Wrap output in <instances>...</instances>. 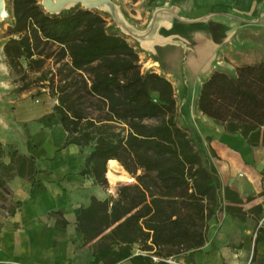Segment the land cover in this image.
<instances>
[{"label":"trees","instance_id":"obj_1","mask_svg":"<svg viewBox=\"0 0 264 264\" xmlns=\"http://www.w3.org/2000/svg\"><path fill=\"white\" fill-rule=\"evenodd\" d=\"M11 5L13 24L3 55L11 72L23 79L33 75L55 98L41 121L59 124L66 134L63 147L90 149L81 176L106 188L107 163L113 160L135 180L118 186L115 198L92 197L77 216L84 243L95 241L91 264H169L151 257L199 252L222 199L241 201L227 188L221 196L215 168L177 125L171 84L142 71L135 47L118 32L108 33L96 11L50 14L37 0ZM197 110L249 147H264V58L232 75L214 72L201 86ZM37 173L32 156L5 153L0 145L3 190L13 177L32 181ZM223 210L238 219L245 215L237 206Z\"/></svg>","mask_w":264,"mask_h":264},{"label":"crops","instance_id":"obj_2","mask_svg":"<svg viewBox=\"0 0 264 264\" xmlns=\"http://www.w3.org/2000/svg\"><path fill=\"white\" fill-rule=\"evenodd\" d=\"M154 5L147 19L131 26L141 70L171 84L176 109H184L214 154L221 196L227 188L241 201L222 199V210L208 223L207 242L199 252L180 255L179 264H264V231L256 233L264 213V147H249L197 110L201 86L214 72L232 75L237 67L263 60L264 0H155ZM51 110L32 113L16 127L26 137L20 153L35 159L39 173L32 181L13 177L5 184L10 198L0 200V264L93 260L95 241L84 243L76 219L92 197L102 201L110 195L80 175L84 153L74 145L63 147L66 134L59 124L41 121ZM4 118L0 109V143L7 138ZM109 162L116 163H107L112 171L119 165ZM225 206L241 208L244 218L227 215Z\"/></svg>","mask_w":264,"mask_h":264},{"label":"rangeland","instance_id":"obj_3","mask_svg":"<svg viewBox=\"0 0 264 264\" xmlns=\"http://www.w3.org/2000/svg\"><path fill=\"white\" fill-rule=\"evenodd\" d=\"M56 1V0H55ZM113 4L115 8V13L112 14L108 9L104 7L95 8L90 11H96L101 14L106 22V30L108 33L118 32L121 34L130 45H135L133 37L130 35L132 33L131 26H134L137 22L140 23L141 20L147 19L154 10L155 0H107ZM38 4H41L42 0H37ZM5 17L0 19V109H5V123L6 129L5 134L7 135L6 141L0 143L1 147L8 153L13 150L20 152L22 145L26 140L23 134L18 135L16 127L24 120H27L32 113L52 109L56 104L55 98L51 97L47 89H42L33 80L34 76L30 75L23 79L19 74L11 72L5 62V57L3 55V46L6 41L10 38L9 31L13 24L12 18V5L11 0H3ZM81 8L85 9L80 4H71L65 7L62 11H67L71 9ZM61 11V12H62ZM25 67L24 63L22 64ZM46 68H50V63H46ZM38 93L40 95H38ZM184 113V109H176V123L179 127L188 130L189 136L194 140L198 149L206 159V162L213 166L212 160L214 158L213 152L209 149L207 140L203 138L201 134L188 122ZM181 115H184L181 117ZM178 118L183 122L180 125ZM21 127L25 125L21 124ZM28 140V138H27ZM90 149L87 148L83 151L84 156ZM4 161H8L5 157ZM214 167V166H213ZM109 168L107 167V172ZM106 172V173H107ZM116 175L124 174L126 180L122 183L116 184L111 187L110 184L116 183L107 178V187L102 188L104 191L109 193V197H116L117 187L124 184L135 183V180L128 174L123 173L120 165L113 170ZM128 179V180H127ZM131 181V182H126ZM110 183V184H109ZM7 189V187H6ZM10 198V193L8 189L5 191L0 187V200L4 202L8 201ZM138 247H135L137 249ZM180 256L172 258V261L179 264Z\"/></svg>","mask_w":264,"mask_h":264},{"label":"water","instance_id":"obj_4","mask_svg":"<svg viewBox=\"0 0 264 264\" xmlns=\"http://www.w3.org/2000/svg\"><path fill=\"white\" fill-rule=\"evenodd\" d=\"M75 2V3H72ZM72 4H80L86 10H93L95 8H100V5L107 4L110 7V12L112 14L115 13V8L113 4H111L107 0H96V1H85V0H42L41 4L43 9L50 14H58L60 13L65 7ZM92 7V8H91ZM5 15L4 4L3 0H0V19Z\"/></svg>","mask_w":264,"mask_h":264},{"label":"bare ground","instance_id":"obj_5","mask_svg":"<svg viewBox=\"0 0 264 264\" xmlns=\"http://www.w3.org/2000/svg\"><path fill=\"white\" fill-rule=\"evenodd\" d=\"M85 1H89V2H91V1H96V0H85ZM72 3H75V2H72ZM71 3V4H72ZM100 7H104V8H106V9H108V10H110V7L107 5V4H102V5H100ZM92 8V7H91ZM5 17V15H3L1 18H4ZM159 19V18H158ZM157 39V38H156ZM151 49V48H150ZM2 125V124H1ZM4 127V126H3ZM108 163L110 164V165H114V163L113 162H109L108 161ZM116 164V163H115ZM109 165V166H110ZM113 167V166H112ZM106 175H107V178L109 179V180H111V181H113V182H124L125 180H126V176L124 175V174H122V175H116L112 170H109L107 173H106ZM128 180V179H127Z\"/></svg>","mask_w":264,"mask_h":264},{"label":"built area","instance_id":"obj_6","mask_svg":"<svg viewBox=\"0 0 264 264\" xmlns=\"http://www.w3.org/2000/svg\"><path fill=\"white\" fill-rule=\"evenodd\" d=\"M260 231H264V213L260 217V219L258 220L257 225H256V233H258ZM151 259H152L153 262L163 261V262H166V263H169V264H175V262L172 261L171 258H168V259H159L157 257H151Z\"/></svg>","mask_w":264,"mask_h":264}]
</instances>
